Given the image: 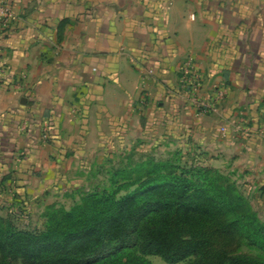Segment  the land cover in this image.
<instances>
[{"label":"crops","instance_id":"1","mask_svg":"<svg viewBox=\"0 0 264 264\" xmlns=\"http://www.w3.org/2000/svg\"><path fill=\"white\" fill-rule=\"evenodd\" d=\"M9 1L15 18L0 40V171L13 168L5 178L18 196L57 181L88 152L131 151L141 137L193 146L214 167L223 159L257 190L264 213V0ZM190 56L202 96L229 87L219 114L181 96Z\"/></svg>","mask_w":264,"mask_h":264},{"label":"trees","instance_id":"2","mask_svg":"<svg viewBox=\"0 0 264 264\" xmlns=\"http://www.w3.org/2000/svg\"><path fill=\"white\" fill-rule=\"evenodd\" d=\"M204 156H130L71 208L47 206L41 229L19 227L27 204L0 214V264H152L148 256L168 264H264V221ZM244 246L258 254L243 253Z\"/></svg>","mask_w":264,"mask_h":264},{"label":"rangeland","instance_id":"3","mask_svg":"<svg viewBox=\"0 0 264 264\" xmlns=\"http://www.w3.org/2000/svg\"><path fill=\"white\" fill-rule=\"evenodd\" d=\"M203 85L202 82L200 90L194 95L188 93L187 88L181 82L180 94L182 97L186 98L185 101L188 100V104L197 108V110L206 114H219L227 98L221 103L217 112L207 111V107H201L197 102L208 100L213 94V89L212 92H209L208 97L202 96ZM139 140H142V142L133 144L131 151L128 149L129 147H127L126 150L114 147L108 150L88 152V155L70 171L66 170V167H62L60 173V176H62L58 178L57 181L53 180L52 182V180L49 179V182L35 183L33 191L30 192V196L28 194V198L26 196V199H22L21 196H18V193H16V184H13V182L6 181L3 185L2 179L8 176V173L13 170L11 166H8L6 170L0 171V214L4 217H9L21 210L20 208L23 205L27 204V213L19 217V227L27 230L41 229L44 222L43 213L47 206L56 204L66 209L71 208L76 202L80 201L82 194L99 185L107 183V180L110 178V171L124 166L127 163V158L130 156H132L131 161L133 162L144 160V158L168 160L171 159L176 152L183 151L185 156L189 153H204V158H206L209 163L211 161L207 153L196 151L193 146L191 148L185 147L182 143L168 141L167 139L159 143L141 137H139ZM43 141L45 140L43 139ZM215 161L219 165L215 168L231 176L238 184L241 191L250 198L253 207L264 221V213L260 211V201L258 195H256L258 193L257 190L253 188L252 190H248L249 188H246V180H244L245 178L242 176V173H240V171L233 173L231 169L226 168L223 159L221 161L220 159H215ZM242 252L251 255L258 254V251L249 246H244ZM146 259L152 264H168L158 256H148ZM193 262L194 259H189L179 264H192Z\"/></svg>","mask_w":264,"mask_h":264},{"label":"built area","instance_id":"4","mask_svg":"<svg viewBox=\"0 0 264 264\" xmlns=\"http://www.w3.org/2000/svg\"><path fill=\"white\" fill-rule=\"evenodd\" d=\"M15 18L14 6L9 0H0V40L9 32L13 20ZM182 83L187 88L188 93L196 94L202 86V76L197 68L194 57H188L182 67ZM4 72L0 70V78H3ZM229 87L226 84H220L213 88V94L206 101L197 102L207 111L217 112L221 103L227 98ZM240 126L235 129L241 131ZM261 133L264 134V123L259 127ZM42 137L45 141L50 140L51 133L48 124L42 128Z\"/></svg>","mask_w":264,"mask_h":264},{"label":"water","instance_id":"5","mask_svg":"<svg viewBox=\"0 0 264 264\" xmlns=\"http://www.w3.org/2000/svg\"><path fill=\"white\" fill-rule=\"evenodd\" d=\"M26 102H27V99L24 98V99L22 100V104H25Z\"/></svg>","mask_w":264,"mask_h":264}]
</instances>
